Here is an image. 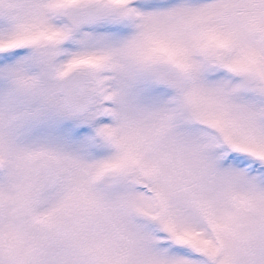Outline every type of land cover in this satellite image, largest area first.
<instances>
[{
	"label": "snow or ice",
	"instance_id": "1",
	"mask_svg": "<svg viewBox=\"0 0 264 264\" xmlns=\"http://www.w3.org/2000/svg\"><path fill=\"white\" fill-rule=\"evenodd\" d=\"M0 264H264V0H0Z\"/></svg>",
	"mask_w": 264,
	"mask_h": 264
}]
</instances>
